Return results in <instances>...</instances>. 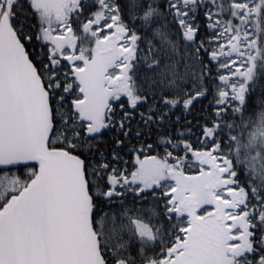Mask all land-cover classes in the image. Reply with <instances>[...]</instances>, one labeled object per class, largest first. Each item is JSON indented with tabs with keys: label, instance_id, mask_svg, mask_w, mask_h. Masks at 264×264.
Returning a JSON list of instances; mask_svg holds the SVG:
<instances>
[{
	"label": "snow or ice",
	"instance_id": "6c2138e0",
	"mask_svg": "<svg viewBox=\"0 0 264 264\" xmlns=\"http://www.w3.org/2000/svg\"><path fill=\"white\" fill-rule=\"evenodd\" d=\"M0 264H264V0H0Z\"/></svg>",
	"mask_w": 264,
	"mask_h": 264
}]
</instances>
